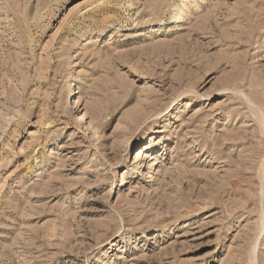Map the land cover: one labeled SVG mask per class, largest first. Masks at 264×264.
<instances>
[{
	"label": "rangeland",
	"instance_id": "rangeland-1",
	"mask_svg": "<svg viewBox=\"0 0 264 264\" xmlns=\"http://www.w3.org/2000/svg\"><path fill=\"white\" fill-rule=\"evenodd\" d=\"M263 71L264 0H0V264H264Z\"/></svg>",
	"mask_w": 264,
	"mask_h": 264
},
{
	"label": "bare ground",
	"instance_id": "bare-ground-1",
	"mask_svg": "<svg viewBox=\"0 0 264 264\" xmlns=\"http://www.w3.org/2000/svg\"><path fill=\"white\" fill-rule=\"evenodd\" d=\"M250 17V16H249ZM248 17V18H249ZM247 19V18H246ZM251 19V18H250ZM248 21H250L249 19H247ZM252 20H254V19H252ZM263 20V19H262ZM256 21V20H255ZM247 22V21H246ZM256 22H258V21H256ZM256 22H254V23H256ZM260 22V21H259ZM250 24V23H249ZM246 30V29H245ZM257 33V32H256ZM246 35V34H245ZM250 37H247L248 39H249V41L250 42H252L253 40H254V36H255V33L254 32H252L251 31V35H249ZM256 41H258L259 40V38L258 39H255ZM245 41V40H244ZM243 41V42H244ZM237 43V42H236ZM239 45V44H238ZM261 45V44H260ZM261 48V47H260ZM225 50V49H224ZM260 51V50H259ZM244 56V55H243ZM199 59V58H198ZM195 61V60H194ZM170 62V61H169ZM222 64V63H221ZM230 64V63H229ZM232 64V63H231ZM234 64V63H233ZM198 65V64H197ZM232 66V65H231ZM188 67V66H187ZM231 68V67H230ZM230 70V69H229ZM241 71H243L242 70V68L241 69H239V68H237L236 70H235V74H234V78H233V80L231 81V82H229V83H239L238 82V78H240V74H241ZM189 72V71H188ZM148 73V72H147ZM153 73V72H152ZM263 73H264V71H263ZM149 74V73H148ZM225 75V74H224ZM185 78V77H184ZM224 80V79H223ZM224 82V81H223ZM229 85V84H228ZM232 85V84H231ZM254 89H258L257 87H255ZM254 89H251L250 91L252 92V93H255V91H254ZM260 91V90H259ZM259 91H257V92H259ZM71 94H75V93H72V91H71ZM261 98V97H260ZM242 101V100H241ZM240 103V102H239ZM77 107V106H76ZM249 117V116H248ZM85 118H86V116H85V114L83 113V112H79V113H77L76 114V117L74 118V122H76V123H82V124H86V122H85ZM243 118V117H242ZM241 118V119H242ZM251 120V119H250ZM227 135V134H226ZM259 136V135H258ZM235 137H237L236 135H235ZM241 138V137H240ZM216 140V139H215ZM214 140V141H215ZM218 140H220V139H218ZM239 141V140H238ZM226 142V141H225ZM208 144V143H207ZM231 144V143H230ZM235 144V143H234ZM216 145V144H215ZM233 145V144H232ZM239 145V144H238ZM208 147V146H207ZM226 147H227V145H226ZM230 147V146H229ZM236 147H237V145H236ZM231 148H232V146H231ZM213 149V148H212ZM221 149V148H220ZM227 149V148H226ZM234 149H235V147H234ZM207 151V150H206ZM210 151V150H209ZM235 151V150H234ZM243 151V150H242ZM230 152H232V151H230ZM241 152V151H240ZM252 152V151H251ZM142 155H145V150H143L142 148H138L137 149V151H136V153H135V155H134V157H136V158H138V157H140V156H142ZM210 155V154H209ZM222 155H224L223 153H222ZM239 155V154H238ZM245 155V154H244ZM147 156V155H146ZM150 156V155H149ZM215 156V155H214ZM216 156H217V154H216ZM254 156V155H253ZM222 158V157H221ZM243 158V157H242ZM231 159V158H230ZM218 160H219V158H218ZM217 160V161H218ZM253 160V159H252ZM212 162V161H211ZM225 162V161H224ZM240 162V161H239ZM230 163V162H229ZM234 163V162H233ZM245 163V162H244ZM251 163V162H250ZM223 165V164H222ZM230 165V164H229ZM240 165L241 164H239V166H237L236 168H234L232 171H231V173H229V175L228 176H226V178H225V180H223V179H219V178H216V176L218 175H216V176H213V177H211L209 180H208V182H206L204 185H205V188H203V186H201L200 187V190L201 191H199V194H198V198H199V200H200V202H204L203 200H204V197H206L205 195H206V191H209L208 193H210V207H208V209H214L215 207H218V206H224L225 205V208L228 206V211H229V213L231 214V213H234V212H237V211H244L250 204L251 205H253L254 206V208H251L250 209V211H255L257 208H258V206H257V202H256V197H255V194L254 193H252V194H254L253 196H251V197H249L248 195H246V194H243V192H242V187H244L243 186V184L245 183L246 184V186H251V187H253L252 185V183H254L253 182V178H251V175H249L248 177H246L245 175L247 174L246 172H244L245 170H243V168L242 167H240ZM250 165V164H249ZM221 166V165H220ZM228 166V165H227ZM235 166V164L233 165V167ZM232 167V168H233ZM249 167V166H248ZM251 167V166H250ZM264 168V167H263ZM251 169V168H250ZM230 170V169H229ZM251 171V170H250ZM218 172V171H217ZM220 173V172H219ZM225 173V172H224ZM250 173V172H249ZM251 173H252V171H251ZM208 174V173H207ZM215 175V174H214ZM225 175V174H224ZM202 177V176H201ZM221 177V176H220ZM223 177V176H222ZM225 177V176H224ZM196 179V182L198 181H201V179H199V177H198V179L197 178H195ZM255 180V179H254ZM191 181V180H190ZM258 181V180H257ZM202 182V181H201ZM204 182V181H203ZM257 183V182H256ZM200 186V185H199ZM198 189V188H197ZM252 190V189H251ZM198 191V190H197ZM245 191V190H244ZM223 194V195H222ZM196 195H197V193H196ZM236 195H238V196H241L240 197V200L239 201H233V199H232V201L233 202H231L230 204H228V200L230 201V198L232 197V196H236ZM263 195V194H262ZM223 196H225L226 197V199H224V197ZM235 200V199H234ZM217 201L219 202H221V205H216L217 204ZM256 202V203H255ZM172 204V201H169V203L167 204L168 206L169 205H171ZM203 204H206V202L205 203H203ZM218 204H220V203H218ZM228 204V205H227ZM232 204V205H231ZM230 205V206H229ZM250 205V206H251ZM203 206H205V205H203ZM206 206H207V204H206ZM205 206V207H206ZM209 206V205H208ZM199 207V206H198ZM218 209H220V208H218ZM216 210V209H215ZM218 211V210H217ZM226 211V210H225ZM247 212V211H246ZM237 213H239V212H237ZM222 214H223V211H222ZM244 214V213H243ZM262 219V218H261ZM259 238V237H258ZM264 239V238H263ZM257 241V240H256ZM259 260V259H258ZM258 263H260L259 261H258Z\"/></svg>",
	"mask_w": 264,
	"mask_h": 264
}]
</instances>
